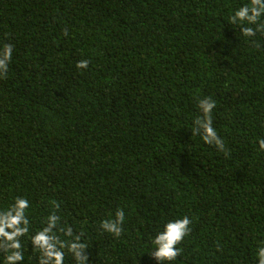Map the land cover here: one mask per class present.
Segmentation results:
<instances>
[{
    "label": "trees",
    "instance_id": "1",
    "mask_svg": "<svg viewBox=\"0 0 264 264\" xmlns=\"http://www.w3.org/2000/svg\"><path fill=\"white\" fill-rule=\"evenodd\" d=\"M248 2L0 0V46L13 47L0 78V210L18 196L30 205L16 264H39L31 237L50 214L58 239L79 237L63 264L85 241L87 264H158L157 230L183 216L176 264H257L264 14L234 21ZM202 100L215 102L220 147L201 139ZM118 211L116 235L102 224Z\"/></svg>",
    "mask_w": 264,
    "mask_h": 264
},
{
    "label": "clouds",
    "instance_id": "2",
    "mask_svg": "<svg viewBox=\"0 0 264 264\" xmlns=\"http://www.w3.org/2000/svg\"><path fill=\"white\" fill-rule=\"evenodd\" d=\"M264 14V0H249V2L240 7L233 13L234 21L243 25L245 21L254 23ZM245 35H252L253 30L250 27H244ZM13 54L11 44L0 46V78L8 73L9 62ZM88 60H80L75 67L87 69ZM215 106L214 101L202 100L199 108L204 114V120L196 119L195 123L202 129L201 139L206 144L215 143L217 147L221 146V141L217 139V132L211 126L210 111ZM259 145L258 150H264V139L256 138ZM55 207V204L52 205ZM29 201L23 196L13 199V202L5 209L0 210V249H3L5 256L0 264H16L23 259L20 241L21 236H27L29 231V217L26 214L29 209ZM58 217L50 214L47 217V227L37 230L31 237L33 249L39 253V264H63L65 260V241L69 239L79 240V237H72L71 230L65 231L63 239H58L57 234L52 232L56 227ZM124 220L122 212L116 213V222L110 219L102 224V227L109 232L119 235L121 228L119 224ZM190 220L187 216L178 219H172L162 223V230L158 229L152 246L154 258L158 264H176V257L180 254V248L176 247L182 239L190 232ZM87 247V241L84 243H69L67 251L71 253L76 264H87V258L82 255L83 250ZM253 259L257 264H264V240H259L253 253Z\"/></svg>",
    "mask_w": 264,
    "mask_h": 264
}]
</instances>
